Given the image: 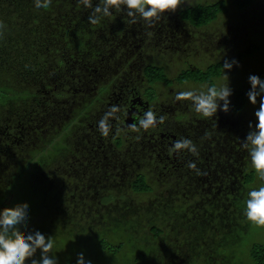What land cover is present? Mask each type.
<instances>
[{"label":"flooded vegetation","instance_id":"flooded-vegetation-1","mask_svg":"<svg viewBox=\"0 0 264 264\" xmlns=\"http://www.w3.org/2000/svg\"><path fill=\"white\" fill-rule=\"evenodd\" d=\"M197 4L253 10L252 20L262 15L264 21V0H182L152 25L126 16L118 52L112 51L105 67L92 68L91 61L81 66L78 59L70 63V86L63 89L73 95L52 105L48 117L53 118L34 119L33 110L26 112L27 119L16 116V108L0 111V207L27 204L29 228L53 238L50 254L59 264L76 261L78 253L90 257L78 245L87 237L115 239L121 248L129 245L147 254L166 252L164 264H177L183 255L185 261L189 254L194 256L186 264H210L205 255H219L225 238L257 232L242 214L247 191L258 182L242 147L249 122L256 120L253 108H247L249 87L234 86L229 111L208 118L195 113L189 100L175 99L180 90L228 83L215 81L224 74V58L242 60L255 45L240 49L234 23L210 29L211 23L184 18L183 11ZM156 59L179 63L171 82L146 75V65L157 64ZM220 66L209 82L205 77ZM241 95L246 103L237 110ZM113 105L120 110L110 118L105 137L97 123ZM146 110L164 121L148 131L128 127ZM181 138L190 139L197 152L172 151ZM147 194L152 205L144 212L134 196ZM143 223L149 224L151 247L137 240L146 235ZM242 223L251 229H242Z\"/></svg>","mask_w":264,"mask_h":264},{"label":"trees","instance_id":"trees-1","mask_svg":"<svg viewBox=\"0 0 264 264\" xmlns=\"http://www.w3.org/2000/svg\"><path fill=\"white\" fill-rule=\"evenodd\" d=\"M97 2L93 0V6ZM212 8L213 5L197 4L184 10L183 16L194 24H208L226 11L221 10L222 6ZM90 14L91 8H84L79 0H52L46 9L35 8L33 0H0L1 113L8 114L10 108H16L18 117L27 119L26 112L33 110L34 119L46 118L55 102L73 95L63 89L70 86L66 72L71 62L78 59L81 66L90 61L94 63L92 68L106 66L112 51L118 52L127 14L114 12L95 25L88 21ZM254 51L251 47L241 57ZM221 70L222 66L205 78L211 82ZM145 72L151 81H172L161 65L150 63ZM245 99L244 95L238 97L235 109L242 110ZM248 245L252 263L264 264V242L258 240ZM64 264L76 261L70 258Z\"/></svg>","mask_w":264,"mask_h":264},{"label":"clouds","instance_id":"clouds-1","mask_svg":"<svg viewBox=\"0 0 264 264\" xmlns=\"http://www.w3.org/2000/svg\"><path fill=\"white\" fill-rule=\"evenodd\" d=\"M84 8H91L88 16L90 24H98L102 18L110 17L114 12L125 11L131 17L132 23L137 18L152 25L167 11L174 12L182 0H98L93 6V0H79ZM52 0H33L37 9H46ZM239 66L236 58L223 60L224 75L229 77L233 66ZM250 85L246 95L251 104H257L255 123L249 122V130L245 134L242 147L246 149L251 170L259 183L250 187L243 200L242 214L251 223L264 226V78L258 74H249ZM234 89L228 83L217 87L209 85L206 90L194 89L177 91V101L189 100L195 113L203 118L213 117L222 111L227 113L231 104L230 97ZM119 106L113 105L97 123V130L102 136H108L111 124L110 118H115ZM164 117L153 110H146L135 122L128 125L133 131L143 129L148 131L162 123ZM172 151L187 150L197 152L196 145L188 138H181L171 145ZM189 168L196 169L195 162H189ZM199 173V170L196 169ZM31 208L27 204L15 203L11 206L0 207V264H59L58 257L51 255L54 240L39 229H30ZM37 253L39 255L37 256ZM76 264H92L83 253H78Z\"/></svg>","mask_w":264,"mask_h":264},{"label":"rangeland","instance_id":"rangeland-1","mask_svg":"<svg viewBox=\"0 0 264 264\" xmlns=\"http://www.w3.org/2000/svg\"><path fill=\"white\" fill-rule=\"evenodd\" d=\"M251 13L253 10H226L225 12L219 13L217 19L211 22L208 28L215 29L216 25L219 27L227 28L226 24L234 23L238 29L237 40L240 41V49L246 50L250 45H255L252 56L245 57L239 61V66H233L232 70L229 72V77L223 74L222 77L215 78L217 83L222 82L223 80H230L232 87H242L248 85V75L249 74H258L264 78V21L260 20L261 16L258 18L254 17L252 20ZM230 26V25H229ZM231 34H237V31L232 30ZM168 59V58H167ZM165 59H156L155 63L164 65L165 71L168 76L175 78L178 69L179 63L175 60L174 63H167ZM224 71V70H223ZM252 107L255 111L259 107V97H257V104L253 105L249 102L247 108ZM248 112V109L244 110ZM258 181L257 183H259ZM136 198V199H135ZM134 200H139V204H143L144 212L151 210V199L150 196L144 195L140 197L134 196ZM253 230L257 231L254 235L246 236L242 234L239 238H225L224 239V248L219 255L216 254H206L205 258H209L210 264H253L249 258V243L253 240H260L264 242V226H253ZM260 227V228H259ZM142 230H145L146 235L141 236V239L137 240L142 241L144 246L151 247L154 243V239L151 233H149V224L143 223L141 226ZM242 229L249 231L251 229V224L242 223ZM252 238V239H251ZM134 240V238H132ZM85 241V242H84ZM84 241L79 243L82 248H86L88 252H91L90 257L88 258L92 261V264H164L163 256L166 255V252L157 254L152 252V254H147L142 249H132L128 245L127 248H122L118 250V244L115 239H99L97 237L85 238ZM213 244H216V241H213ZM99 254H102L101 256ZM194 255H187V258L184 261L183 258L177 261V264H186Z\"/></svg>","mask_w":264,"mask_h":264}]
</instances>
